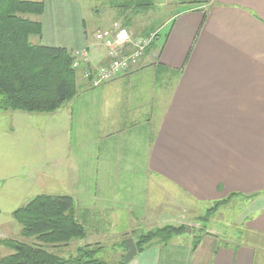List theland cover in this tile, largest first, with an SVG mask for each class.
<instances>
[{"label": "crops", "instance_id": "1", "mask_svg": "<svg viewBox=\"0 0 264 264\" xmlns=\"http://www.w3.org/2000/svg\"><path fill=\"white\" fill-rule=\"evenodd\" d=\"M81 1H45L35 43L107 66L94 38L107 29L93 34ZM82 70L78 94L55 112L0 111L9 118L0 127V227L2 213L19 208L11 202L41 181L50 196L106 214L110 226L128 217L125 233L160 221L147 209L152 186L198 205L236 194L248 205L246 234L186 232L126 264H255L263 245L254 235L264 237V0L177 11L137 68L98 87L85 85Z\"/></svg>", "mask_w": 264, "mask_h": 264}, {"label": "trees", "instance_id": "2", "mask_svg": "<svg viewBox=\"0 0 264 264\" xmlns=\"http://www.w3.org/2000/svg\"><path fill=\"white\" fill-rule=\"evenodd\" d=\"M45 1L0 0V111L49 114L78 94L73 55L62 48L35 43L42 34L40 16ZM207 1L193 0L184 4L193 8ZM133 2L135 0L115 7L122 11L128 8L139 11L149 6L147 0ZM160 37L156 33L148 50ZM235 196L232 194L213 203V208L207 212H214ZM86 214L87 210L78 209L70 196H35L12 212L11 218L19 225L20 237L25 241L2 240L0 245L10 253L0 258V264H107L100 259L103 248L98 243L78 247L74 255L68 257L54 253L74 240L85 239ZM183 232L184 227L164 225L140 234L135 239L137 253L153 244L165 246ZM197 243L198 238L195 246ZM114 264H124L123 259Z\"/></svg>", "mask_w": 264, "mask_h": 264}, {"label": "rangeland", "instance_id": "3", "mask_svg": "<svg viewBox=\"0 0 264 264\" xmlns=\"http://www.w3.org/2000/svg\"><path fill=\"white\" fill-rule=\"evenodd\" d=\"M189 1L193 0H147L146 3H148L149 6L139 11H134L132 8H128L127 11H122L115 7L117 2L115 0H82L81 2L86 24L89 29H92V32L93 30L95 31L93 34L101 29L112 30L116 25L122 26V24H124L130 30V33L137 37L144 36L150 33V31L159 33L160 36H162L177 11L190 9L184 6L185 4L180 3H187ZM96 28H98L97 31ZM72 55L74 56V54ZM77 82L78 80H76V83ZM8 121L9 118H6V116L0 117V127H7ZM35 160L37 159L33 158L31 161L26 162H33ZM18 165V168L23 166L22 164ZM40 186H42V188H39ZM40 186L32 188L24 197L13 200L10 206L17 208L26 204L36 195H50L48 194V188L44 187L42 181L40 182ZM152 187L148 190L149 198L147 209L150 216L151 214L154 215L153 219H160L154 226H141L139 229L125 233L122 231L128 226V217L125 218V216L123 217L122 215L114 216L112 220L113 226H110V223L108 224L110 217L106 214L93 213L87 210L85 239L82 241L74 240L67 247L56 249L54 253L63 257H68L74 255L75 249L78 247L85 244L98 243L99 246L103 248L100 259L107 264H114L123 259L126 253L122 246L124 240L127 241L128 239H132L135 244V239L138 235L163 227L164 225L184 227V232L181 234L182 236H185L186 232L193 233L194 235H199L202 232H212L220 235L227 234L230 237H233L238 232L247 233L244 229V209L248 205L242 199L232 198L228 202L219 205L218 208L213 210L214 212L208 213L207 210L213 208V204L198 205L193 203L189 204L186 201L183 203L180 199L177 200L172 195L162 194L160 190H155ZM5 200L8 199H4L3 202ZM2 215L0 242L5 239L25 241L20 237V227L12 220L11 214L2 213ZM150 221L151 220H148V222ZM254 238L255 242H260L263 245L262 247L257 246L255 248V264H264V252H261V250L264 251V237L261 235H254ZM9 253V250L0 245V258Z\"/></svg>", "mask_w": 264, "mask_h": 264}, {"label": "built area", "instance_id": "4", "mask_svg": "<svg viewBox=\"0 0 264 264\" xmlns=\"http://www.w3.org/2000/svg\"><path fill=\"white\" fill-rule=\"evenodd\" d=\"M156 32L145 36H134L126 28L115 26L112 30L99 31L94 38L107 49L110 63L107 66L91 68L84 53H75L72 68L82 70V78L87 87H98L137 68L152 44Z\"/></svg>", "mask_w": 264, "mask_h": 264}, {"label": "water", "instance_id": "5", "mask_svg": "<svg viewBox=\"0 0 264 264\" xmlns=\"http://www.w3.org/2000/svg\"><path fill=\"white\" fill-rule=\"evenodd\" d=\"M126 253L123 257V263L126 264L131 261L134 256L137 254V250L134 242L131 239H128L124 245Z\"/></svg>", "mask_w": 264, "mask_h": 264}]
</instances>
